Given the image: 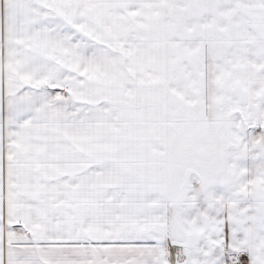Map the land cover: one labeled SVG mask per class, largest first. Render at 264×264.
<instances>
[{
  "label": "snow or ice",
  "instance_id": "snow-or-ice-1",
  "mask_svg": "<svg viewBox=\"0 0 264 264\" xmlns=\"http://www.w3.org/2000/svg\"><path fill=\"white\" fill-rule=\"evenodd\" d=\"M0 264H264V0H0Z\"/></svg>",
  "mask_w": 264,
  "mask_h": 264
}]
</instances>
